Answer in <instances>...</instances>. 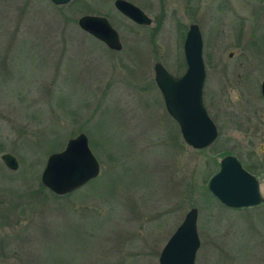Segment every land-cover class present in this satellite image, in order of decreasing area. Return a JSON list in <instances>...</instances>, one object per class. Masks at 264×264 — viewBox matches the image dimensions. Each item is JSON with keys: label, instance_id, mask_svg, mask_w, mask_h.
Masks as SVG:
<instances>
[{"label": "rangeland", "instance_id": "rangeland-1", "mask_svg": "<svg viewBox=\"0 0 264 264\" xmlns=\"http://www.w3.org/2000/svg\"><path fill=\"white\" fill-rule=\"evenodd\" d=\"M115 1L0 0V264H160L192 207L201 241L195 264H264V202L234 209L209 190L224 156L251 153L227 140L231 129L221 121L212 146L188 145L154 70L156 61L173 74L185 70L191 23H201L207 60L221 30L236 23L263 39L264 0H132L155 20L149 27L119 14ZM84 14L108 17L122 48L82 30ZM210 84L207 106H233L236 118V106L264 102L238 90L217 96L212 75ZM81 132L100 174L55 194L41 181L47 159ZM6 152L18 158L17 170L3 162Z\"/></svg>", "mask_w": 264, "mask_h": 264}, {"label": "water", "instance_id": "water-1", "mask_svg": "<svg viewBox=\"0 0 264 264\" xmlns=\"http://www.w3.org/2000/svg\"><path fill=\"white\" fill-rule=\"evenodd\" d=\"M71 1L51 0L55 5H66ZM116 7L138 23L152 24L151 17L127 0H116ZM78 24L111 49L122 48L120 34L108 17L84 14L79 17ZM185 54L188 70L184 75L176 77L162 63L156 62L155 79L163 92L167 111L180 123L185 142L195 149H204L214 142L218 130L202 102L205 74L202 35L197 25H192L188 32ZM1 158L8 168L18 169L19 161L13 153L6 152ZM100 169V161L90 147L87 134L81 132L70 138L63 150L49 155L41 181L55 194L66 195L96 178ZM209 189L221 203L231 208L256 206L264 201L258 181L233 156L221 160V167L211 178ZM198 217L197 207L187 212L183 222L164 245L160 264H195L201 245Z\"/></svg>", "mask_w": 264, "mask_h": 264}, {"label": "flooded vegetation", "instance_id": "flooded-vegetation-1", "mask_svg": "<svg viewBox=\"0 0 264 264\" xmlns=\"http://www.w3.org/2000/svg\"><path fill=\"white\" fill-rule=\"evenodd\" d=\"M127 1L139 7L145 14L148 15L146 9L137 5L132 0H127ZM114 6L119 14H121L123 17H125L130 22H132L134 25H137L139 27H149L155 22V20L152 19V24L149 25L138 23L132 18L123 14L116 7V1L114 2ZM237 15L241 17L240 14ZM192 25H197L202 35V57L204 62V74H205L204 82L202 85V102L207 115L214 121L218 130V136L210 146H212L220 138V135L222 134L220 121L224 122L226 129L229 128L231 129V133H228L227 140L232 141L236 144L237 143L241 144L243 149L247 147V150L249 151V153H251L246 157L245 155L239 156V155H235L234 153L227 154L226 156L235 157L240 162L242 167L252 176L255 177L261 189L262 176H264V102L258 104H253L250 102L249 104L246 103L245 105L236 106V107H243L242 118L239 119L236 118L233 114V109L235 108L233 106L228 105L227 107H224L225 105H223L222 107H218L217 105L216 107H208L207 98H206V87L209 85V92L214 96L210 86L211 85L210 79L212 75L214 76V84L217 83L215 86V88H217V96L221 94L228 95L233 90H238L237 92L242 95H244L247 92L255 93L257 96H259V100L261 98L264 101V38L258 40L252 39V36L255 37L257 36V34H255V30L254 29L249 30L247 29L249 26H245L244 24L240 25L236 23L230 28H226V29L224 28L223 30H221V33L223 32L224 34L223 40L222 41L219 40L218 42H212L213 45H215L216 43H217L216 45H218L214 47L217 49V54L214 57L213 56L208 57L209 60H207V58L204 55V47L206 46V41L204 38V31L202 29L201 23L199 22L191 23L186 33L185 41H183L182 43L184 47L183 58H184L185 70H183L178 74H173L164 66V64L161 61H156L162 63V65L171 74H173L176 77H180L184 75L188 70V62L185 54V42L187 39L188 32ZM114 28L119 32L116 26H114ZM246 29L247 32L251 33V37H249L248 34L246 33ZM228 48H234V49H231L226 55V51ZM235 84L236 86L234 87ZM159 90L162 94L165 103L163 92L160 88ZM244 96L249 97L250 95H244ZM165 107H167L166 103H165ZM174 120L177 123L182 135L180 123L176 119ZM235 128H237L238 132H233ZM256 144H259V148L257 150L258 153L254 151L252 146ZM220 167H221V162H220ZM250 207H254V206H250Z\"/></svg>", "mask_w": 264, "mask_h": 264}]
</instances>
